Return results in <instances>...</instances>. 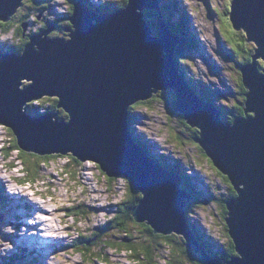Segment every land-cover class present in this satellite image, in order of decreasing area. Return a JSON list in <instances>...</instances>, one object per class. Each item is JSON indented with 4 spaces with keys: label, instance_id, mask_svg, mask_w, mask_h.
Segmentation results:
<instances>
[{
    "label": "water",
    "instance_id": "obj_1",
    "mask_svg": "<svg viewBox=\"0 0 264 264\" xmlns=\"http://www.w3.org/2000/svg\"><path fill=\"white\" fill-rule=\"evenodd\" d=\"M24 1L0 0V21L8 22ZM74 1L67 39L48 38L50 25L31 35L20 55L0 50V125L11 130L22 152L71 155L109 179H125L141 195L135 222L158 235H180L201 264H264V0L228 2L231 28L256 46L238 69L245 116L230 124L176 69L180 38L163 20L158 33L152 31L145 12L161 15L159 0H126L107 13L92 11L89 0ZM24 81L31 84L21 88ZM161 91L173 93L174 111L198 131L191 140L236 194L225 203L223 220L237 254L232 259L213 258L199 246L186 219L193 197L182 179L132 137L130 108ZM43 98L56 99L67 119L55 112L28 114L26 106Z\"/></svg>",
    "mask_w": 264,
    "mask_h": 264
},
{
    "label": "rangeland",
    "instance_id": "obj_2",
    "mask_svg": "<svg viewBox=\"0 0 264 264\" xmlns=\"http://www.w3.org/2000/svg\"><path fill=\"white\" fill-rule=\"evenodd\" d=\"M92 1L95 5L106 2H112L115 5L121 3V0H90ZM174 1L184 14L181 16L174 14L173 17L168 15V17L174 24L180 21L184 23L188 38L193 39L191 48L184 49L186 64L183 67L188 73L183 72L187 74V78L188 75H192L194 80L202 84L206 92H213L216 96L215 92L221 91L218 96H222V99L220 102L216 100L215 105L219 108L226 107L224 112L227 113L235 101L240 102L239 99L243 97L238 93L240 73L237 64L243 63L244 60L241 59L240 62L238 59L241 54L237 55L238 57L229 54L230 47L235 48L234 41L229 39V35L236 33L226 19L230 0ZM24 3H26L25 6H21L23 8L21 11L27 15L22 25L25 28L24 35H36L34 33L39 30L44 21L50 23L57 21L58 27L53 28L48 38H68L67 33L63 31L67 24L63 21L58 22L60 18H63L62 14L67 13L68 0H48L47 3L25 0ZM41 5L47 8H41ZM21 15L17 13L12 19L13 29L9 33L0 32V44L12 45L13 42H18L14 39L17 31L15 24L19 25L18 16ZM161 16L164 19L165 13H161ZM50 25L53 27V24ZM37 34L40 33L37 32ZM246 46L251 49V52L256 47L251 41H247ZM21 84L22 88L29 86L31 82L24 81ZM235 91L236 98L232 94ZM156 95L171 100L168 102L175 100L171 91H161ZM154 97L155 95L151 99ZM34 105L37 106V103L34 102ZM130 113L132 116L130 124L134 134L148 140L147 145L155 156L166 158L169 164H179L184 174L192 180L194 188L203 193V199H199L203 206H200V201L193 198L187 204L189 210L187 214L191 222H195L213 239L211 248L217 251L221 245L226 244V238L221 205L216 202V199L226 198L229 188L218 175L220 173L212 166L211 161H207L206 156L203 157L199 146L192 143L191 139L194 137H191L195 136L194 133L197 135V129L182 126L179 121L181 114L171 111L161 99L148 103L147 107L137 103ZM5 129L7 128L0 126V177H4L3 181L0 178V189L4 191L3 194L6 197L4 205H0V264L8 263L6 259L12 255L15 256L13 253L17 251L24 259L16 258L13 261L15 264H135L134 256L126 252L117 253L106 249L103 260L96 261L92 257H82L74 252L72 246L70 247L79 235L92 234L99 226H104L113 218L126 197L128 189L126 180L121 177L114 179L110 187L105 176L92 162L76 164L69 159V155H64L61 158L53 156V161L41 165L33 184L26 183L20 186L15 180L28 175L24 173L20 155L16 151L11 152V157L7 161L3 159L5 153L3 149L12 147L15 140L13 134L7 133ZM195 202L198 203L194 204ZM30 204L33 208L27 209L26 207ZM34 204L39 205L43 210H35ZM80 204L86 208L87 217L78 216L75 220L68 213V209ZM28 212H34V216L29 217ZM15 213H24L21 216V221L24 223L20 226L15 224L13 217ZM37 218L47 219L49 222L37 227L35 224L38 221ZM32 222L35 225H32ZM133 226V230L139 233L143 229L139 225ZM7 232L10 237L16 236L11 239L12 242H8L9 237L3 235ZM47 236L51 238H46ZM112 237L117 242L123 240L122 235L114 234ZM2 242L5 245H1ZM39 243L43 244L40 250L37 249ZM159 243L158 239L153 241L154 248H156L155 244ZM184 243L186 246V241ZM165 250L166 248L161 247L159 251H156L158 256L155 257L153 264H167L164 258L168 252ZM188 250L196 254L193 250ZM2 256H5V259ZM29 259L34 261L29 262ZM182 264L191 263L185 260Z\"/></svg>",
    "mask_w": 264,
    "mask_h": 264
},
{
    "label": "trees",
    "instance_id": "obj_3",
    "mask_svg": "<svg viewBox=\"0 0 264 264\" xmlns=\"http://www.w3.org/2000/svg\"><path fill=\"white\" fill-rule=\"evenodd\" d=\"M176 3L177 2H175L174 0L173 1L159 0L161 12H162V14L165 13V18L163 19V17L161 15H159L157 11H146L145 17H146L147 22L150 25L151 29L154 31V33H158L160 21L163 19L164 22H166L168 24L171 31L176 36H178L180 38V44L178 45L177 50H176L177 59H176L175 65H176V69L179 71L182 79L184 80L185 76L183 74V71L188 73L187 71L184 70V67H183V65L186 64L185 59H184L185 58L184 49L188 50L189 48H191V46L193 45L191 40H193V39L188 38L189 36L186 32V28L184 27V23H182L180 21V22L174 24L170 20V17H168V15L173 17L174 14H177L180 16L182 14H184L181 11L182 9H180ZM25 4L26 3H23L22 5L25 6ZM125 4H126V0H121V3L119 5H115L112 2L101 3L99 5L92 4V11H95L98 13L113 12V11H116L118 9L123 8L125 6ZM45 5H43V6L41 5L40 7L41 8L45 7L44 9H46L47 7ZM22 9L23 8L20 7V10L18 12H16V14H15V15H17V13L22 14L21 16H18L19 25L15 24V25H17V31H16V35L14 36V39L16 41L18 40V42H13L12 45L0 44V50H2L4 52L16 53V54L20 55L22 53V51L24 50L25 46L29 42V39H30L29 37L31 35L30 36H29V34L24 35V29L22 26L23 20L27 18V15H25V13L23 14V11H21ZM229 10H230V8H229ZM227 14H228V18H229V12L228 11H227ZM15 15L8 22H1L0 21V32L2 34H7L13 29L12 19L15 17ZM68 15H69V17L72 15V9H71V11H69ZM62 21L64 22V20H60L58 22H62ZM53 23H50L48 21L47 25H50ZM64 23H66V22H64ZM67 25H68V27H70V24L67 23ZM23 35L26 36L27 38L25 37L26 39H24ZM229 39L234 41L233 44L235 45V48L230 47V53L229 52L228 53L231 54V56L234 55L235 57H238L237 55L241 54V57L238 58L240 60V62H241V59H244L243 63H239V65L237 64L238 68H240V66L242 64L250 61V57L254 54V50H253V52H251V49L246 46V43H247L246 39L248 40V38H247L245 32L244 31L242 32V30L240 32L236 31L235 34H230ZM254 49H255V47H254ZM259 66H262V62L260 60H259ZM185 82L194 91V93L196 95H198L200 97V99H202L206 103H210V104L214 105L215 107H217L215 105V103L217 101L220 102L222 99V96H220V97L218 96L219 92H221V91L215 92L216 96L218 98L213 95V92H206V89L203 88L202 84L200 82H197L196 80H194L192 75H190V76L188 75V78H185ZM238 87H239L238 88L239 96H241V97L243 96L242 99L238 98L240 100V102H238V100H236L235 103L233 104L232 108L229 109V112H227V113L224 112V110L227 109L226 107H220V108L217 107L220 110V112L222 113L221 114L222 120L226 124L232 123L236 118L245 116L244 115V107H245L244 102H245L246 89L243 87L240 77L238 80ZM232 94L235 96V98L237 97L236 91H235V93H232ZM222 95L224 96L223 93H222ZM160 97H161V95H155V97L153 99H149L147 103L146 102H139L138 104H142V105H145L147 107L148 103L154 102L157 99H159V100L161 99V101L165 102V104L168 106V108L171 111L175 112L174 111V108H175L174 101L168 102L171 100L166 99L164 97H161V98ZM36 103H37V106H35V105L33 106V103H30L26 106L27 113L30 114L31 116H33V115L34 116H41L44 114L57 112L59 119H65V120L67 119V116L63 113V111L61 109L57 108V100L56 99L44 98L42 100L37 101ZM135 106H136V104L130 108L129 112ZM179 121L181 122L180 124L182 126L188 127V128H193L185 122L182 115H181V117H179ZM131 122H132V116H131V113H129L128 123H129V127H130V130L132 133V137H133L135 143L146 152L147 156L150 159L154 160L156 163L164 166L169 172H172V173H175L176 175H178L182 179V182H183L182 183V189L184 191L188 192L194 199H196V201H200L199 200L200 198L203 199V197H204L203 193L201 191L200 192L197 191L196 190L197 188H194V186H193L194 184H193L192 180L186 174H184L183 169H180V167L178 166L179 164L172 165V164H169L167 162L166 158L155 156L152 153V151L150 150L149 146L147 145L148 140L142 139L139 135L134 134L132 127H131V124H130ZM5 131L9 134H12L11 130H9V129H5ZM197 133H198V131H197ZM179 135L181 136L182 134L180 133ZM194 135L195 136H192L191 138L194 137V139H195L197 137V135L195 133H194ZM192 143H195V142L192 141ZM3 150L5 151L3 159L6 161L11 157L10 156L11 152L16 151L18 153V155H20V158L22 161V166L24 168V173H27L28 177H24L22 179L18 178L17 180H15L16 182H18V184H26V183H32L33 184L34 178L36 179V175L38 174L39 168L41 165H45L48 162L53 161L52 160L53 156H57V157L61 158V155H50V156L40 157L37 155L24 153L18 148L16 140L13 141L12 147L4 148ZM200 152H202L201 149H200ZM202 154H203V157H205L203 152H202ZM205 158H207V157H205ZM69 159L76 162V164L79 163L77 160L72 158L70 155H69ZM206 160L210 162V160H208V158ZM9 167L13 168L11 166H9ZM71 173H74V172H71ZM218 175L223 179V181L225 182V184L229 188V192H228V195L226 198L223 197V198L216 199L217 200L216 202L221 205V217L223 216V218L225 219V217H226V204L225 203L228 200L232 199L236 194H235L234 190L232 189L227 178L221 174H218ZM105 178L109 182L108 185L111 187L110 184L113 183L114 179H109L107 177H105ZM126 183L128 184V182H126ZM3 193H4V191L2 189H0V205H2V206L4 205L3 202H5L4 198H6ZM39 197H41V196H39ZM140 197H141L140 193L135 192L130 187V185H128L126 197H125L123 203L121 204L120 208L116 211V214L113 216V218L110 219L104 226L103 225L99 226L98 229L95 230L92 234L79 235L78 239L75 240V242H73L70 245V247L72 246V248L74 249V252L79 253L82 257H86V256L92 257V259L96 260V261L97 260L100 261V259H102V257L105 256V250L106 249L114 250L117 253L126 252V253H129L130 255L134 256V263L135 264H153L155 262L154 261L155 257L158 256V254H156V251H159L161 249V247H163V248H166L165 251L168 252V255H166L164 258V261L167 264H182V262H184L185 260H187V262H190L191 264H201L199 261L198 255L191 253L188 250V248L185 246V243H184L185 240H183V237H181L180 235H176V234H171V235H167V236L156 235L152 231V229L149 226H147L145 223L139 224V223L135 222L132 211L138 205ZM196 203H198V202H195L194 204H196ZM199 204H200V206H203V203L201 201L199 202ZM68 210H69L68 213H70V215L75 220L77 219L78 216H82L84 218L87 217V210L81 204L76 205L74 207H71ZM187 211H189V210L186 207L187 223H188L191 231L194 234L195 240L197 241L199 246H201L205 250V252H207V254L209 256L216 258V259H219V260L220 259L229 260V259H232V258L237 256L235 249H234V245L228 236L226 226H224L226 244L224 246L221 245V247L218 248L217 251H213V249L211 248L212 244H213V241H212L213 239L210 238L209 235L204 233L198 227V225L195 222L190 221V219L188 218V214H187L188 212ZM133 225H135V226L139 225V226L143 227L142 231L140 233L137 231H134ZM110 231L112 232V235H111ZM114 234H116L118 236L122 235L123 240H121L120 242L115 241L114 239H112L113 238L112 236ZM156 239L160 240V243L155 244L156 248H154L153 241H155ZM159 254H160V252H159ZM15 258H18V256L16 255L13 258H7L6 260L8 263H6V262H4V263L5 264H15L13 262L15 260ZM166 259H168V260H166Z\"/></svg>",
    "mask_w": 264,
    "mask_h": 264
},
{
    "label": "bare ground",
    "instance_id": "obj_4",
    "mask_svg": "<svg viewBox=\"0 0 264 264\" xmlns=\"http://www.w3.org/2000/svg\"><path fill=\"white\" fill-rule=\"evenodd\" d=\"M25 30V29H24ZM157 161V160H156ZM1 178V181H3L4 180V177H0ZM16 182V181H15ZM17 184H18V182H16ZM2 185H5V184H2ZM52 201V200H51ZM53 202V201H52ZM25 206H26V204H24ZM29 205V204H28ZM24 206V207H25ZM34 207H35V210H37V209H39V210H43L39 205H37V204H34ZM27 209H32L33 208V206L30 204V206L29 207H26ZM29 214H28V216L29 217H33L34 216V212H28ZM22 214H24V213H22ZM22 214H20V213H15L14 215H13V217H14V219H15V221H16V225L17 226H20V225H22L23 223H24V221H21V216H22ZM26 215V214H25ZM48 220L46 219V220H44V219H41V220H39L38 219V221H37V223H35L36 224V226L37 227H40V226H42V225H45V224H48ZM33 223V224H32ZM31 224L32 225H35L34 224V222H32ZM28 225V224H27ZM30 225V224H29ZM5 229V228H4ZM4 229H3V232H4ZM16 229V228H15ZM6 230V229H5ZM17 230V229H16ZM26 231H28V230H26ZM3 235H7V237H9V240H8V242L9 241H11L12 242V238H15L16 236H13V237H10L9 236V233L7 232L6 234H3ZM7 239V238H6ZM44 240V239H43ZM56 240H58V239H56ZM5 241V240H4ZM53 241V240H52ZM46 243H50V242H47V241H45ZM57 242H61V241H57ZM52 243V242H51ZM54 243H56V242H54ZM54 243H52V244H54ZM1 245H5V244H3V242L1 243ZM43 246V244L42 243H39L38 244V247H37V249L38 250H40V248ZM55 251V250H54ZM14 254V253H13ZM13 256V255H12ZM11 256V257H12ZM10 257V258H11ZM13 257H15V256H13ZM2 258L3 259H5V256H2Z\"/></svg>",
    "mask_w": 264,
    "mask_h": 264
},
{
    "label": "flooded vegetation",
    "instance_id": "obj_5",
    "mask_svg": "<svg viewBox=\"0 0 264 264\" xmlns=\"http://www.w3.org/2000/svg\"><path fill=\"white\" fill-rule=\"evenodd\" d=\"M39 1L41 2V3H44V1H45V3H47V1L48 0H37V3H39ZM74 0H68V8H67V13H65V14H62V17L63 18H60L59 19V21L60 20H64V22H66V24L68 23L69 24V22H68V17H69V15H68V13H69V11H71V9L73 10V4H74ZM24 3V2H23ZM45 8V7H44ZM47 21H44L43 22V24L42 25H40V28H39V30L37 31V32H39V33H41L43 30H45L47 27H49L50 25H47ZM56 27H58V25H57V23L55 22V23H53V28H56ZM70 27H68V25H67V27H64L63 28V31H65L66 33H67V30L69 29ZM59 31V30H58ZM37 32L36 33H34V34H37ZM68 34V33H67ZM26 36H24V39H26L25 38Z\"/></svg>",
    "mask_w": 264,
    "mask_h": 264
},
{
    "label": "snow or ice",
    "instance_id": "obj_6",
    "mask_svg": "<svg viewBox=\"0 0 264 264\" xmlns=\"http://www.w3.org/2000/svg\"><path fill=\"white\" fill-rule=\"evenodd\" d=\"M42 218H44V217H42Z\"/></svg>",
    "mask_w": 264,
    "mask_h": 264
}]
</instances>
